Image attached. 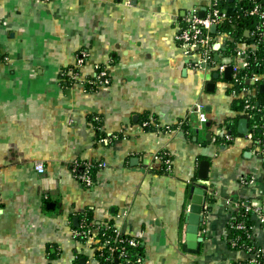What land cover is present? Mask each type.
<instances>
[{
    "label": "crops",
    "instance_id": "0c3cea01",
    "mask_svg": "<svg viewBox=\"0 0 264 264\" xmlns=\"http://www.w3.org/2000/svg\"><path fill=\"white\" fill-rule=\"evenodd\" d=\"M210 1L0 0V264H93L73 224L87 214L137 238L143 264L252 261L230 224L239 200L264 209L263 158L246 133L222 136L238 117L228 80L196 68L175 38ZM192 186L206 191L195 248L185 240ZM250 219L264 250V225Z\"/></svg>",
    "mask_w": 264,
    "mask_h": 264
},
{
    "label": "built area",
    "instance_id": "2783aa9c",
    "mask_svg": "<svg viewBox=\"0 0 264 264\" xmlns=\"http://www.w3.org/2000/svg\"><path fill=\"white\" fill-rule=\"evenodd\" d=\"M221 1L223 0H211L203 16L196 12L190 13L178 26L175 38L186 54H196L197 58L194 62L196 68L215 71L219 77H223L225 67L232 66V76L227 81L229 93L235 100L241 102L237 114L247 118L248 121V118L264 108L257 98V94L260 93L259 86L264 84V0H236L232 6H229L234 8L233 14H227L229 7H221ZM244 18L251 20L250 26L241 23ZM234 22L237 24L240 22V27L234 28ZM224 23L233 24V30H220ZM213 24L216 26L214 32L211 31ZM220 36L225 38L222 42L218 40ZM85 55L81 52L76 61L78 67L83 63ZM222 57L229 58V61H223ZM96 68L98 69L96 77L104 78L105 70ZM103 82L108 81L104 78ZM191 112L196 115L199 122L207 121V113L202 102H195ZM262 118L261 124L259 121L249 124L248 121L246 132L259 155L263 153V149L259 138L254 137V131L257 128H264V117ZM147 124L148 121L143 122L144 126ZM226 130L227 128L223 127L222 136L230 140L231 134ZM166 163H169L168 159ZM98 165L103 166L104 163ZM34 167L39 173L44 171L41 163H36ZM88 169L89 166H85L84 172L80 175L87 184L90 182ZM235 206L242 208L245 213H255L258 221L264 225V209L261 205L242 199L235 202ZM78 227L76 236L91 241L93 264H102L100 258H104L107 262L115 259L117 264H143V256L136 250L140 245L137 238L126 236L120 229L109 224L93 226L92 223L83 221ZM243 227L244 224L241 222L235 224V228Z\"/></svg>",
    "mask_w": 264,
    "mask_h": 264
},
{
    "label": "trees",
    "instance_id": "16d2710c",
    "mask_svg": "<svg viewBox=\"0 0 264 264\" xmlns=\"http://www.w3.org/2000/svg\"><path fill=\"white\" fill-rule=\"evenodd\" d=\"M235 1L236 0H233L231 2L229 0H223L220 2L221 3L220 6L223 8L229 7V6H232L235 3ZM231 18L233 19L234 16H232ZM234 23H235L234 28L240 27V25H239L240 22H238V24H237V22H234ZM241 23L246 25V26H250L251 20L244 18L241 20ZM220 30L232 31L233 30V24L224 23L223 26L220 27ZM0 56H1V54H0ZM1 58H2V56H1ZM76 70H77L76 67H72L73 72H75ZM88 84H89V86H91L92 83L89 82ZM263 97H264L263 93L260 92L257 94V98H258L259 103L264 106ZM234 107L236 110L240 109L241 108V102L235 100ZM240 117H241V115H238V117H233L232 119H226L225 125H226L228 132L231 135L238 134V132L236 131V129H237L236 125H237L238 119ZM262 117H264V108L261 112H258L256 114H254L252 117L248 118L249 124H251L254 121H259V123L261 124L262 123L261 121L263 119ZM254 137L259 138V140H260V145L263 149V153L261 154V156L263 158V165H264V128H257L254 131ZM88 174H89V171H88ZM233 215L234 216L231 220L230 234L229 235L232 238V240L235 241L234 247L235 248H247L252 253V255H254L253 256L254 260L250 261V263H248V264L264 263V250H261L260 248H254L252 246V241H251V236H250V226H251L250 213H245L242 208H237V210L234 212ZM85 219H86V222L89 223L90 216L88 214L85 215ZM240 222L244 224V227L243 228H235V224L240 223ZM136 250L142 255L141 245L136 247ZM100 263H102V264H109V263L117 264L118 262H116L115 259L112 260V262H107L104 258H100Z\"/></svg>",
    "mask_w": 264,
    "mask_h": 264
},
{
    "label": "water",
    "instance_id": "95a60500",
    "mask_svg": "<svg viewBox=\"0 0 264 264\" xmlns=\"http://www.w3.org/2000/svg\"><path fill=\"white\" fill-rule=\"evenodd\" d=\"M230 2L233 0H229ZM234 8L229 7L227 9V14H233ZM200 16H203V11H200ZM215 24L211 26V31H215ZM217 59V56H214ZM232 76V66L227 65L223 71V78L226 80H230ZM219 75L217 72L213 73V78H218ZM206 90L213 91L214 90V83L208 82L206 84ZM259 91L264 92V84L259 86ZM264 103V97H263ZM208 109V108H207ZM209 122L206 123L208 125ZM248 128V121L245 117H240L237 123V132L240 134H245ZM208 170H209V161L204 159L201 160L198 164V178L202 181H205L208 178ZM206 191L200 186H192L190 189V206L186 213V229H185V240L187 246L189 248H195L198 241L201 240V237L198 236L202 228L203 223V215L202 209L204 207V200H205ZM74 226H78V217H74L73 221Z\"/></svg>",
    "mask_w": 264,
    "mask_h": 264
},
{
    "label": "rangeland",
    "instance_id": "374dc122",
    "mask_svg": "<svg viewBox=\"0 0 264 264\" xmlns=\"http://www.w3.org/2000/svg\"><path fill=\"white\" fill-rule=\"evenodd\" d=\"M223 61H229V58L227 57H222ZM198 122V121H197ZM199 124V123H198Z\"/></svg>",
    "mask_w": 264,
    "mask_h": 264
}]
</instances>
